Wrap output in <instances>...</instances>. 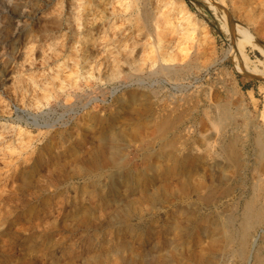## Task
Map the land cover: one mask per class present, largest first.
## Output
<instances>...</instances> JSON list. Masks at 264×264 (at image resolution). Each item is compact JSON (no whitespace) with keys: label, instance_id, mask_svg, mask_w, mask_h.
Here are the masks:
<instances>
[{"label":"rangeland","instance_id":"obj_1","mask_svg":"<svg viewBox=\"0 0 264 264\" xmlns=\"http://www.w3.org/2000/svg\"><path fill=\"white\" fill-rule=\"evenodd\" d=\"M263 150L264 0H0V264H264Z\"/></svg>","mask_w":264,"mask_h":264},{"label":"bare ground","instance_id":"obj_2","mask_svg":"<svg viewBox=\"0 0 264 264\" xmlns=\"http://www.w3.org/2000/svg\"><path fill=\"white\" fill-rule=\"evenodd\" d=\"M115 2V1H114ZM145 3V2H144ZM14 4V3H13ZM129 5V4H128ZM98 6V5H97ZM144 6V5H143ZM125 7V6H124ZM130 7V6H129ZM133 7V6H132ZM146 7V6H145ZM129 10V9H128ZM135 10V9H134ZM138 10V9H137ZM131 12H132V10H130ZM141 11V10H140ZM183 13V12H182ZM134 14V13H133ZM142 14V13H141ZM143 15H146V14H143ZM156 15V14H155ZM148 16V15H147ZM157 16L158 15H156V18H157ZM134 17H136V16H134ZM138 17V16H137ZM142 17V16H141ZM184 17V16H183ZM136 19V18H135ZM144 19V18H143ZM137 21V20H136ZM139 21V20H138ZM156 21V20H155ZM162 21V20H161ZM143 22V21H142ZM169 22V21H168ZM139 24V23H138ZM149 24H150V22H149V20L146 18L145 20H144V27L149 31L150 30V28H149ZM155 24V23H154ZM156 25V24H155ZM151 26V25H150ZM157 26V25H156ZM143 27V28H144ZM159 27V26H158ZM158 27H156L157 29H158ZM152 28V27H151ZM154 29H155V27H154ZM152 31V30H151ZM157 31V30H156ZM158 31H159V29H158ZM150 32V31H149ZM151 33V32H150ZM145 35V34H144ZM149 36H150V34H148ZM157 35H159V33L158 34H156L155 36H157ZM161 35V34H160ZM157 37H159V36H157ZM186 38H188V37H186ZM159 39V38H158ZM161 39V38H160ZM164 40V39H163ZM159 41V40H158ZM157 43H155V45H156ZM160 42H158V46H156V48H157V52L154 54V62H156V63H158V67L160 66V71L161 72H163V73H174L175 71V69L173 68V66L174 67H176L177 68V66H178V64H177V66H175V65H173V66H171L170 64L172 63V62H174V61H176V60H178L179 61V59H181L180 57L178 58V56L176 55H172L171 54V52L170 51H165L164 49H162L161 48V46H160ZM196 47V46H195ZM156 48H155V50H156ZM120 52H121V50H119ZM129 51V50H128ZM123 52V51H122ZM170 52V53H169ZM191 55V54H190ZM140 56V55H139ZM146 56V55H145ZM189 56V55H188ZM197 58V57H196ZM116 59H118V58H116ZM197 60V59H196ZM186 61V60H185ZM184 61V62H185ZM153 62V63H154ZM180 62H181V60H180ZM111 64V63H110ZM173 64H176V63H173ZM151 65V64H150ZM111 66V65H110ZM156 69V68H155ZM174 69V70H173ZM184 69V68H183ZM114 70V69H113ZM177 70V69H176ZM159 71V72H160ZM189 71V70H188ZM191 71V70H190ZM91 72V71H90ZM90 72H88V73H90ZM150 72V71H149ZM159 72H157V70H156V73H159ZM160 72V73H161ZM177 73V72H176ZM178 73H180V72H178ZM178 73L176 74V76L178 75ZM86 74H87V72H86ZM185 74V73H184ZM191 74V73H190ZM88 75V74H87ZM91 75H92V73H91ZM89 76H90V74H89ZM121 76V75H120ZM128 76H130V75H128ZM132 76V75H131ZM147 76V75H146ZM145 76V77H146ZM165 76V75H164ZM88 77V76H87ZM122 77V76H121ZM129 78V77H128ZM148 78V77H147ZM167 78H169V77H167ZM175 78V77H174ZM179 78H181V76L179 77ZM127 79V78H126ZM176 79H178V78H175L174 80L176 81ZM87 80V79H86ZM181 80V79H180ZM179 80V81H180ZM140 81V80H139ZM168 81V80H167ZM155 84V83H154ZM187 100V99H186ZM181 101V100H180ZM133 102V101H132ZM148 102V101H147ZM150 102V101H149ZM189 102V101H188ZM223 102V101H222ZM187 103V102H186ZM223 104V103H222ZM147 106H149V105H147ZM123 107V106H122ZM143 107V106H142ZM152 107V106H151ZM177 107V106H176ZM179 107V106H178ZM184 107V106H183ZM182 107V108H183ZM131 108V107H130ZM140 108V107H139ZM173 108V107H172ZM180 108V107H179ZM229 108V107H228ZM174 109V108H173ZM188 109V108H187ZM190 109V108H189ZM220 109V108H219ZM171 110V109H170ZM175 110V109H174ZM218 110V109H217ZM225 110V109H224ZM147 111V110H146ZM149 111V110H148ZM147 111V112H148ZM154 111V110H153ZM176 111V110H175ZM206 111V110H205ZM222 111V110H221ZM225 111H227V110H225ZM164 112H166V111H164ZM176 112H178V111H176ZM188 112V111H187ZM224 112V111H223ZM227 113V112H226ZM177 113H175V115H176ZM191 114V113H190ZM222 114V113H221ZM155 115V114H154ZM224 115V114H223ZM222 115V116H223ZM226 115V114H225ZM152 116V115H151ZM177 116V115H176ZM166 117V116H165ZM170 117V116H169ZM185 117V116H184ZM188 117V116H187ZM220 117H221V115H220ZM224 117V116H223ZM222 117V118H223ZM225 117H227V115L225 116ZM157 118V117H156ZM180 119H181V117H179ZM179 118H177L178 120H179ZM213 118V117H212ZM219 118V117H218ZM222 118H220L221 119V121H223V120H225V119H222ZM163 119V118H162ZM220 119H218V120H220ZM165 120H167L166 118H165ZM169 120L170 119H168V123H167V126L166 127H168V125L171 123V122H169ZM182 120V119H181ZM155 121V120H154ZM163 121H164V119H163ZM214 121V120H213ZM220 121V122H221ZM167 121H165L164 123H166ZM224 122V121H223ZM223 122H221V123H223ZM234 122V121H233ZM177 123V122H176ZM176 123H174V124H176ZM179 123H181V122H179ZM157 124H158V122H157ZM178 124V123H177ZM145 125V124H144ZM144 125H140L141 127H143ZM159 125H160V123H159ZM153 126H154V124H153ZM153 126H152V128H153ZM156 126V125H155ZM161 126V125H160ZM171 126H173V124L171 125ZM178 126V125H177ZM236 126V125H235ZM239 126V125H238ZM151 127V126H150ZM174 127H175V125H174ZM176 128V127H175ZM141 129V128H140ZM145 129V128H144ZM169 129V128H168ZM224 129V128H223ZM153 130V129H152ZM158 130V129H157ZM222 130V129H221ZM225 130V129H224ZM123 131V130H122ZM132 131V130H131ZM146 131V130H145ZM171 130H169V132H170ZM164 132V131H163ZM125 134H126V131H125ZM125 134L124 133H122V135L121 136H125ZM135 134V133H134ZM159 134V133H158ZM164 134V133H163ZM224 134V133H223ZM147 135V134H146ZM151 135V134H150ZM178 135V134H177ZM257 136H259V135H257ZM138 137V136H137ZM228 137V136H227ZM233 137V136H232ZM235 137V136H234ZM237 137V136H236ZM236 137H235V142H236ZM162 138H166V137H162ZM161 138V139H162ZM174 138V137H173ZM229 138H231V137H229ZM130 139V138H129ZM224 139H226V138H224ZM259 139V138H258ZM257 139V146H258V148L260 149V151H261V148H262V142H260L261 140H258ZM227 140V139H226ZM232 140V139H231ZM230 140V141H231ZM242 140H244V139H242ZM237 141H238V138H237ZM207 142V141H206ZM179 143V142H178ZM223 143V142H222ZM221 143V144H222ZM237 143V142H236ZM177 144V143H176ZM226 144V143H225ZM173 145V144H172ZM255 145H256V143H255ZM222 146V145H221ZM227 146H228V144H227ZM224 147V146H223ZM222 148V147H221ZM230 148V147H229ZM234 148V147H233ZM232 148V149H233ZM223 149V148H222ZM225 149V148H224ZM223 149V150H224ZM232 149H231V151H232ZM119 150V149H118ZM226 150V149H225ZM224 150V151H225ZM258 150V149H257ZM172 151V150H171ZM230 151V152H231ZM264 151V150H263ZM175 152V151H174ZM257 152V151H256ZM229 153V152H228ZM232 153V152H231ZM240 153V152H239ZM263 153V152H262ZM227 154V153H226ZM225 154V155H226ZM234 154V153H233ZM231 155V154H230ZM236 156V155H235ZM234 156V157H235ZM169 157V156H168ZM157 158H159V157H157ZM167 159V158H166ZM227 159V158H226ZM185 161V160H184ZM187 161V160H186ZM180 162V161H179ZM152 163V162H151ZM182 163V162H181ZM177 164V163H176ZM179 169V168H178ZM253 169V168H252ZM104 170H105V168H104ZM99 171V170H98ZM254 171V170H253ZM255 172V171H254ZM253 172V173H254ZM102 174H103V172H101ZM115 173V172H114ZM114 177V176H113ZM118 177V176H117ZM124 178V177H123ZM91 184V183H90ZM110 184V183H109ZM100 185V184H99ZM257 185V184H256ZM202 186V185H201ZM256 187V186H255ZM257 187H259V186H257ZM256 187V188H257ZM254 188V187H253ZM207 189V188H206ZM255 189V188H254ZM128 190V189H127ZM183 192H184V190H183ZM256 192V191H255ZM253 193H254V191H253ZM185 194V193H184ZM257 194V193H256ZM249 199V198H248ZM248 201V200H247ZM260 202V201H259ZM252 204L253 203H251V202H248L247 204H246V206H245V209H244V214H243V223H242V230H241V238H243L244 240H247V236H248V233H249V227L252 225V221H251V218H252V214H253V207H254V204H253V206H252ZM257 207V206H256ZM263 207H264V205H263ZM263 209V208H262ZM262 209H260V211L262 210ZM255 211V210H254ZM259 211V212H260ZM255 213V212H254ZM262 215V214H261ZM255 217H256V215H254ZM241 217V216H240ZM233 218V217H232ZM254 218V217H253ZM236 219V218H235ZM255 220H256V218H254ZM253 219V220H254ZM258 219V218H257ZM254 220V221H255ZM230 221V220H229ZM235 221V220H234ZM254 221H253V223H254ZM260 221V220H259ZM258 221V222H259ZM231 222V221H230ZM259 224V223H258ZM233 225V224H232ZM240 225V224H239ZM260 225V224H259ZM253 227V226H252ZM256 227H258V225L256 226ZM254 228V227H253ZM250 229H251V227H250ZM238 230V229H237ZM253 230V229H252ZM236 231V230H235ZM240 233V232H239ZM240 235V234H239ZM257 236V235H256ZM255 236V237H256ZM241 240V239H240ZM255 240H257V239H255ZM235 241V240H234ZM256 242V241H255ZM244 243V242H243ZM255 244V243H254ZM253 245V244H252ZM247 249V248H246ZM239 253V252H238ZM241 256H243V255H241Z\"/></svg>","mask_w":264,"mask_h":264}]
</instances>
